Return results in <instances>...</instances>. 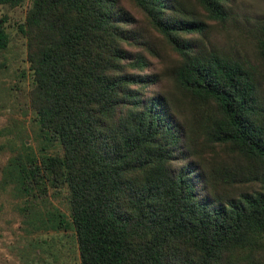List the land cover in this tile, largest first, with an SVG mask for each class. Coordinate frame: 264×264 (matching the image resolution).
<instances>
[{"label":"trees","instance_id":"1","mask_svg":"<svg viewBox=\"0 0 264 264\" xmlns=\"http://www.w3.org/2000/svg\"><path fill=\"white\" fill-rule=\"evenodd\" d=\"M17 30L34 144L0 143V190L27 232L72 229L79 264H264V11L30 0Z\"/></svg>","mask_w":264,"mask_h":264},{"label":"rangeland","instance_id":"2","mask_svg":"<svg viewBox=\"0 0 264 264\" xmlns=\"http://www.w3.org/2000/svg\"><path fill=\"white\" fill-rule=\"evenodd\" d=\"M237 2L248 10L264 11V0ZM29 4L30 0H22L15 6L0 4V25L7 34L5 47L0 48V143L22 128L29 134L26 142L34 144L25 95L29 71L24 37L17 30ZM1 148L0 166L7 156ZM15 201L10 197V189L0 190V264H79L72 229L27 232ZM55 203L66 211L58 200Z\"/></svg>","mask_w":264,"mask_h":264}]
</instances>
